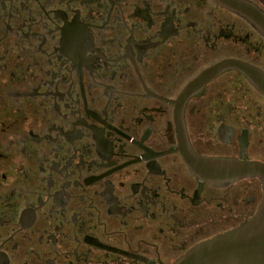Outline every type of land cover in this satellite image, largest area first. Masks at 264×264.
Returning <instances> with one entry per match:
<instances>
[{"label": "flooded vegetation", "instance_id": "obj_1", "mask_svg": "<svg viewBox=\"0 0 264 264\" xmlns=\"http://www.w3.org/2000/svg\"><path fill=\"white\" fill-rule=\"evenodd\" d=\"M214 158L264 165L252 16L216 0H0V264H173L263 199L255 175L214 183Z\"/></svg>", "mask_w": 264, "mask_h": 264}, {"label": "water", "instance_id": "obj_2", "mask_svg": "<svg viewBox=\"0 0 264 264\" xmlns=\"http://www.w3.org/2000/svg\"><path fill=\"white\" fill-rule=\"evenodd\" d=\"M220 5L252 16L264 29L262 13L252 5L239 0H216ZM264 4V0H260ZM221 64L203 73L198 81L204 82L224 69ZM260 88L261 85L256 82ZM214 167V183L226 184L243 176L255 175L263 187V199L256 213L239 227L217 234L188 250L173 264H264V165L239 163L229 159L214 158L206 167Z\"/></svg>", "mask_w": 264, "mask_h": 264}]
</instances>
